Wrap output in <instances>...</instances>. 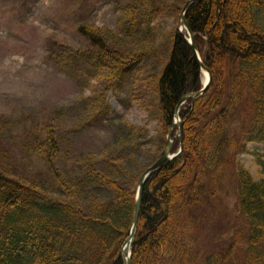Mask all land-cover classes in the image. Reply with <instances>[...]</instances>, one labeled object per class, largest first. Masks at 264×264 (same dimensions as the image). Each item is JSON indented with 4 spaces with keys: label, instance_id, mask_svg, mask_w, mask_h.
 Masks as SVG:
<instances>
[{
    "label": "trees",
    "instance_id": "obj_1",
    "mask_svg": "<svg viewBox=\"0 0 264 264\" xmlns=\"http://www.w3.org/2000/svg\"><path fill=\"white\" fill-rule=\"evenodd\" d=\"M138 2L127 7L130 31L139 26L134 14L151 17L163 11L152 0ZM181 8L174 5L172 10L179 15ZM185 19L212 81L193 105L188 102L179 112L184 119L182 152L143 185L131 264H264V151L248 147L264 144V0H198L187 8ZM119 22L125 27V12ZM75 29L88 45L86 52L96 57L97 69H108L110 75L126 73L143 56H126L112 46L117 34L108 28L80 22ZM48 44V58L57 66L84 54L54 40ZM200 75L193 50L176 26L160 72L152 76L162 138L155 159L166 145L175 106L201 87ZM99 103L104 105L102 97ZM31 122L24 135L43 131ZM44 129L33 149L51 163L62 195L0 170V264H123L120 249L131 226L139 174L122 183L118 173L125 170L127 175L126 169L134 167L132 151L125 161L108 157L104 170L88 165L84 185L89 187L81 197L77 184L52 164L57 139L49 125ZM125 129L134 132L132 125ZM178 146L175 137L173 149ZM246 153L254 156L256 176L240 161ZM232 175L241 224L232 236H221L215 228ZM101 186L110 191L109 198L90 190Z\"/></svg>",
    "mask_w": 264,
    "mask_h": 264
},
{
    "label": "rangeland",
    "instance_id": "obj_2",
    "mask_svg": "<svg viewBox=\"0 0 264 264\" xmlns=\"http://www.w3.org/2000/svg\"><path fill=\"white\" fill-rule=\"evenodd\" d=\"M152 1L162 13L151 17L134 14L139 26L130 31L127 7L139 5L138 0H0V170L38 181L52 195L61 196L51 163L44 153L33 149L36 138L41 140L44 126L49 125L57 139L52 164L62 177L77 184L81 197H86L89 187L84 185L89 180L84 177L88 165L104 170L108 157L125 161L128 151L136 163L126 169L127 175L121 170L118 176L124 183L131 174H139L138 182L153 164L162 139L152 76L160 72L178 25V14L172 8L183 6L186 0ZM149 6L146 2L148 13ZM124 12L122 27L119 20ZM80 22L114 31L116 43L110 40V44L122 48L126 56L142 53L141 60L126 73L119 70L110 75L108 69H97L96 57L86 52L88 45L75 29ZM48 40L84 54L80 60L71 64L63 60L65 64L57 66L48 58ZM31 119L43 131L37 129L27 136L23 131L32 125ZM127 124L133 126V133L125 129ZM249 147L264 151L263 144ZM239 158L256 176L254 156L246 153ZM231 177L222 193V216L215 228H220L221 236H232L241 224L235 213L234 175ZM90 190L102 198L111 196L102 186Z\"/></svg>",
    "mask_w": 264,
    "mask_h": 264
},
{
    "label": "water",
    "instance_id": "obj_3",
    "mask_svg": "<svg viewBox=\"0 0 264 264\" xmlns=\"http://www.w3.org/2000/svg\"><path fill=\"white\" fill-rule=\"evenodd\" d=\"M194 1L196 0H188L183 9H182V13H181V16H180V21H179V24L180 25H183L186 30H187V33L189 35L188 37V42L189 44L191 45L192 49H193V52L196 56V59L198 61V64L201 68V70L206 73V81L204 83V86L203 88L198 91V92H194V93H190L186 96H184L181 101L179 102V104L177 105L176 107V110H175V116L177 117L178 116V109H179V106L186 100L188 99H192L195 100L200 94H202L205 90H207V88L209 87V84H210V81H211V73L209 71V69L204 65V63L201 61L200 57H199V54L197 52V49H196V45L194 43V39H193V33L191 32L190 28L188 27L186 21H185V18H184V13L186 11V9L189 7V5L191 3H193ZM178 125L180 127L179 129V132H180V139L182 138V123L180 121H178ZM168 140H169V143H168V147L165 149V151L163 152V154L161 155V157L150 167L148 168L140 177L139 181H138V187H137V193H136V201H135V209H134V213H133V218H132V224H131V229H130V232L127 236V238L125 239L124 241V246L128 247V248H131V245H132V240L134 238V235H135V229H136V226H137V222H138V217H139V212H140V206H141V195H142V188H143V184L147 178V176L149 175L150 172H152L154 169H156L157 167H159L164 161L166 160H169L171 159L172 157H174L176 154H170L171 152V149H172V141H170V136H169V133H168ZM121 256H122V260H123V263L124 264H131V259H130V255L129 254H125L123 248L121 250Z\"/></svg>",
    "mask_w": 264,
    "mask_h": 264
}]
</instances>
